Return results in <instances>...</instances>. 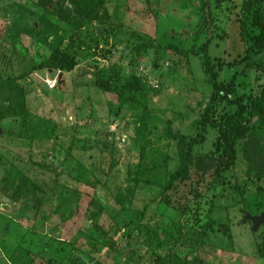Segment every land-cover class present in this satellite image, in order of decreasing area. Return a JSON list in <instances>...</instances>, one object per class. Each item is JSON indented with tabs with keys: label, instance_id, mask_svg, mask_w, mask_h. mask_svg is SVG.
<instances>
[{
	"label": "rangeland",
	"instance_id": "rangeland-1",
	"mask_svg": "<svg viewBox=\"0 0 264 264\" xmlns=\"http://www.w3.org/2000/svg\"><path fill=\"white\" fill-rule=\"evenodd\" d=\"M15 1L0 0V264H124L131 251L136 264H153L133 229L147 204L157 209L156 184L179 165L166 130L195 135L209 105L201 47L238 95L264 82L242 61L243 0H102L94 20L95 12L81 18L67 10L73 0ZM53 32L65 35L61 50L78 65L51 91L35 74H57L47 65ZM143 41L152 47L139 57L134 47ZM111 65L119 85L135 74L159 89L149 94L152 116L141 134L138 116L119 112L115 96L93 85L96 69ZM235 95L223 106L234 109ZM226 179L218 226L200 257L264 264V228L243 223L264 212V181L248 177L239 150Z\"/></svg>",
	"mask_w": 264,
	"mask_h": 264
},
{
	"label": "trees",
	"instance_id": "trees-1",
	"mask_svg": "<svg viewBox=\"0 0 264 264\" xmlns=\"http://www.w3.org/2000/svg\"><path fill=\"white\" fill-rule=\"evenodd\" d=\"M15 2L21 6V0ZM65 5L67 10L81 18L95 12L94 20L98 19L102 0H73ZM204 17H208L206 13ZM238 21L245 48L242 61L245 67L264 77V0H243ZM52 35L53 54L47 65L49 71L63 73L58 81L61 86L65 82L64 72H72L78 63L61 50L65 35H55V32ZM151 47L150 43L143 41L134 47V51L140 57ZM206 47H201V60L206 81L212 88L209 105L197 123L195 135L166 130L168 138L177 142L179 165L156 184V196L151 202L156 203L157 209H150V204H147L136 216L133 234L138 235L141 246L152 253L153 264H205L200 251L205 247L207 235L218 226L213 218L216 201L229 191L226 172L236 162L238 150L246 161L248 177L264 181V82L255 91L238 95L233 82L223 84L219 81ZM94 76L93 85L115 96L113 103L117 102L119 112L128 111L138 116L136 122L140 126L137 131L139 134L145 132L146 120L152 116L147 109L149 94H157L158 87L147 89L135 74L119 85L117 82L121 75L115 65L96 69ZM229 94H236L235 100L228 102L235 106L234 109L223 106V100ZM260 194L250 201L259 204ZM160 209L171 210L172 215L165 217L157 212ZM259 249L264 255L263 242ZM131 253L124 264L138 262Z\"/></svg>",
	"mask_w": 264,
	"mask_h": 264
},
{
	"label": "water",
	"instance_id": "water-1",
	"mask_svg": "<svg viewBox=\"0 0 264 264\" xmlns=\"http://www.w3.org/2000/svg\"><path fill=\"white\" fill-rule=\"evenodd\" d=\"M62 76H63V73L61 72L59 76V80H61ZM3 132L4 130L0 128V134H2ZM246 221L251 222L253 232H258L261 227L264 228V212L261 213L260 215L247 214L245 217V221L243 223H245ZM262 242L264 244V230H263Z\"/></svg>",
	"mask_w": 264,
	"mask_h": 264
},
{
	"label": "built area",
	"instance_id": "built-area-1",
	"mask_svg": "<svg viewBox=\"0 0 264 264\" xmlns=\"http://www.w3.org/2000/svg\"><path fill=\"white\" fill-rule=\"evenodd\" d=\"M51 73V72H50ZM36 77L41 80V82L49 89V90H54L57 88L58 81H59V76H60V71H57V74L55 76H52L51 74L48 73V75H38L35 74ZM123 141H125V138H123Z\"/></svg>",
	"mask_w": 264,
	"mask_h": 264
}]
</instances>
